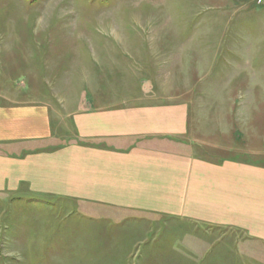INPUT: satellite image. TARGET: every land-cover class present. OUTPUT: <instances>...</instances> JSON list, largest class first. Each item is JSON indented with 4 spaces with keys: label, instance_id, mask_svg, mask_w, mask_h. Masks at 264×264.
I'll use <instances>...</instances> for the list:
<instances>
[{
    "label": "crops",
    "instance_id": "obj_1",
    "mask_svg": "<svg viewBox=\"0 0 264 264\" xmlns=\"http://www.w3.org/2000/svg\"><path fill=\"white\" fill-rule=\"evenodd\" d=\"M107 38L106 46L91 43V65L99 51L112 66L113 55H135ZM141 72L133 65L127 80L101 82L98 70L84 68L77 79L27 81L39 91L13 100L0 93V195L45 206L66 201L118 230L117 241L137 227L164 232L174 248L162 260L169 264H198L220 245L214 229L263 250L264 157L257 148L233 149L230 127L199 106L209 98L192 81ZM201 225L211 239L195 234ZM185 233L193 254L183 258ZM259 255L264 262V250Z\"/></svg>",
    "mask_w": 264,
    "mask_h": 264
},
{
    "label": "rangeland",
    "instance_id": "obj_2",
    "mask_svg": "<svg viewBox=\"0 0 264 264\" xmlns=\"http://www.w3.org/2000/svg\"><path fill=\"white\" fill-rule=\"evenodd\" d=\"M107 35L135 55H113V67L99 51L91 65L98 39L112 42ZM133 65L145 78L192 81L209 98L199 106L230 127L233 149L257 148L264 157V0H0V93L10 100L39 91L27 81L58 73L77 79L84 68L98 70V81H123ZM30 202L0 195V264H167L174 249L164 232L137 227L126 233L128 243L117 241L118 230L71 203ZM195 232L210 238L203 225ZM211 233L220 245L198 264H264V249L239 246L237 232ZM190 237L180 244L183 258L193 254Z\"/></svg>",
    "mask_w": 264,
    "mask_h": 264
}]
</instances>
